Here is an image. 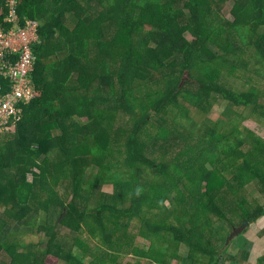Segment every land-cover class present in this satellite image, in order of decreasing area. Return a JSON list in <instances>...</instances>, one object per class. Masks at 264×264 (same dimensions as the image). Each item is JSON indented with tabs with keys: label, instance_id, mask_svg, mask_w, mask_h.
I'll list each match as a JSON object with an SVG mask.
<instances>
[{
	"label": "trees",
	"instance_id": "obj_1",
	"mask_svg": "<svg viewBox=\"0 0 264 264\" xmlns=\"http://www.w3.org/2000/svg\"><path fill=\"white\" fill-rule=\"evenodd\" d=\"M17 4L35 92L0 136V264L234 258L233 218L264 217V138L243 126L264 128V0Z\"/></svg>",
	"mask_w": 264,
	"mask_h": 264
},
{
	"label": "built area",
	"instance_id": "obj_2",
	"mask_svg": "<svg viewBox=\"0 0 264 264\" xmlns=\"http://www.w3.org/2000/svg\"><path fill=\"white\" fill-rule=\"evenodd\" d=\"M17 8V0L6 1L4 22L12 26H0V77L7 84H0V136L21 121L19 105L30 103L35 92L32 47L38 42V22L25 20L20 25Z\"/></svg>",
	"mask_w": 264,
	"mask_h": 264
},
{
	"label": "rangeland",
	"instance_id": "obj_3",
	"mask_svg": "<svg viewBox=\"0 0 264 264\" xmlns=\"http://www.w3.org/2000/svg\"><path fill=\"white\" fill-rule=\"evenodd\" d=\"M233 5V1H227L225 3H223L222 7H221V15L227 19H231V15H230V10L231 7ZM237 87V85H236ZM238 88V87H237ZM226 107V102L225 101H221L218 105L214 106V110L212 113V117L213 118H217V116L219 114H221V112L224 110V108ZM154 119V121L160 123L162 120H165V118H163L162 116H153L152 117ZM85 119H81L80 122H84ZM243 126L248 128L249 130L253 131L254 133H256V135L260 136L261 138H264V128H262L259 124H257L256 122H254L252 119H247L243 122ZM194 142H192L191 144H193ZM182 146V145H181ZM155 153H148L147 156L148 157H154ZM92 172H96V169H90L87 174H86V182L89 183L91 182L90 178L92 175ZM228 175V174H225ZM28 180H31V176L28 175ZM102 191H107V192H112L111 188L110 189H106V188H102ZM250 190V189H249ZM250 201V199H248ZM264 202V196L261 200V203ZM124 205L127 207L128 203H124ZM168 205V204H166ZM120 206V205H119ZM240 218L236 217L233 218V221L236 225V228L238 227L239 223H240ZM242 223V221H241ZM65 231H63L61 234H64ZM40 238V234L38 235H32L30 236H26L23 238V241L25 243H34L37 244ZM261 238V240H260ZM260 240L261 242H255L256 240ZM232 243L231 246L228 247L229 253L233 255V257L235 259H237V264H246L247 261V255H256V257L261 255V248H262V253H264V217L259 218L258 220H256L255 223H248V226H246L242 233L239 234L238 236L234 237L231 239ZM230 243V242H229ZM262 246V247H261ZM252 247V250H250V248ZM187 251L188 249L184 246L181 245L180 246V250H179V254L180 256L183 258L182 262L180 264H190V262L186 260L187 257ZM234 258H232V260L235 262ZM2 264H5L8 262L7 259L2 258ZM129 260L128 258H125L121 264H126ZM264 260V257H263ZM234 262L232 264H234ZM236 263V262H235ZM247 264H254V262H247Z\"/></svg>",
	"mask_w": 264,
	"mask_h": 264
},
{
	"label": "crops",
	"instance_id": "obj_4",
	"mask_svg": "<svg viewBox=\"0 0 264 264\" xmlns=\"http://www.w3.org/2000/svg\"><path fill=\"white\" fill-rule=\"evenodd\" d=\"M255 242H261L260 240H256ZM262 247V246H261ZM250 250H252V247L250 248ZM258 257H259V259H260V262L258 263L257 261H258ZM258 257H256V255H253V254H251V255H247V261H246V264H247V262H254V264H264V260H263V257H264V253H262V248H261V255L260 256H258ZM234 260H235V262L232 260V258H229V260L228 261H226V262H223L222 264H232L233 262H234V264H237V259H235L234 258Z\"/></svg>",
	"mask_w": 264,
	"mask_h": 264
},
{
	"label": "water",
	"instance_id": "obj_5",
	"mask_svg": "<svg viewBox=\"0 0 264 264\" xmlns=\"http://www.w3.org/2000/svg\"><path fill=\"white\" fill-rule=\"evenodd\" d=\"M246 226H248V222H246V221H242V223H241L237 228H234V229H233L232 233H231L230 236L228 237L227 242H228L229 240H231L232 238H234V237L238 236L239 234H241L242 231H243V229H244Z\"/></svg>",
	"mask_w": 264,
	"mask_h": 264
}]
</instances>
